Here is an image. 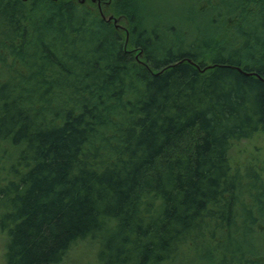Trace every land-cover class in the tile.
<instances>
[{
	"label": "trees",
	"instance_id": "1",
	"mask_svg": "<svg viewBox=\"0 0 264 264\" xmlns=\"http://www.w3.org/2000/svg\"><path fill=\"white\" fill-rule=\"evenodd\" d=\"M151 1L110 0L123 31L74 0H0L5 264H58L87 237L98 264H163L254 231L264 172L246 182L230 151L264 131V0Z\"/></svg>",
	"mask_w": 264,
	"mask_h": 264
},
{
	"label": "rangeland",
	"instance_id": "2",
	"mask_svg": "<svg viewBox=\"0 0 264 264\" xmlns=\"http://www.w3.org/2000/svg\"><path fill=\"white\" fill-rule=\"evenodd\" d=\"M74 1L81 4L83 8L90 10L94 13V16L100 15L101 18L104 17L106 19L112 16L113 19L111 21L114 23L116 19L115 23L119 24L121 30H126L128 26L127 19L108 10L110 0ZM151 2L152 4H157L156 0ZM180 2L181 0H158L156 10H160L159 13H165L170 10L172 5L178 8ZM210 6L207 3H201L202 9L206 10ZM215 15L213 13L210 19L202 23L204 25L203 29L206 28L214 32L215 26L211 24V20L215 18ZM222 19V17L218 18L219 22L217 24L222 23ZM221 32L227 34L224 38L232 37L233 40L232 22L224 23ZM220 38L222 37L220 36ZM230 161L232 172L243 175L246 182H251L252 180L247 177L249 171L264 172V131L258 132L252 138L236 142L230 151ZM247 201L255 205V201L250 194H247ZM255 211L259 218L253 225H250L254 228V231L248 230L245 232V229L243 231L236 229L230 231L228 228L222 233L217 228L219 230L216 231L215 239H208L207 234L206 238L201 237L197 239L198 241H194L195 243L186 242L180 247V251L174 261L163 264H238L239 261H242V264L243 261L245 264H264V207H261L260 210L255 206ZM7 242L8 233L0 230V264H5L6 262ZM98 250L99 241L97 238L87 237L81 239L69 249L58 264H98ZM243 256L245 257L241 259Z\"/></svg>",
	"mask_w": 264,
	"mask_h": 264
},
{
	"label": "water",
	"instance_id": "3",
	"mask_svg": "<svg viewBox=\"0 0 264 264\" xmlns=\"http://www.w3.org/2000/svg\"><path fill=\"white\" fill-rule=\"evenodd\" d=\"M113 19V17L112 16H110L109 18H108V20H112ZM114 22H116V19H115V21ZM117 24V23H116ZM118 26H119V24H117Z\"/></svg>",
	"mask_w": 264,
	"mask_h": 264
}]
</instances>
